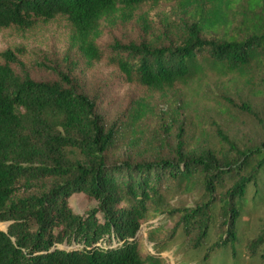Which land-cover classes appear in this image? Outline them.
<instances>
[{"label":"trees","instance_id":"trees-1","mask_svg":"<svg viewBox=\"0 0 264 264\" xmlns=\"http://www.w3.org/2000/svg\"><path fill=\"white\" fill-rule=\"evenodd\" d=\"M162 1L182 8L191 21L176 38L164 40L163 29L150 39L115 41L109 53L97 43L104 28L130 20L151 33L147 14ZM59 17L87 66L106 59L120 81L146 92L107 120L95 97L78 90L68 75H22L13 68L18 47L0 50V222L6 223L0 227V264H169L160 227L147 230L151 250L138 239L141 225L162 214L177 215L186 241L205 249L202 259L234 246L247 189L255 186L257 194L262 187L264 196V122L254 145L238 146L222 135L219 154L177 150L172 158L117 162L105 155L124 136V147L141 145L144 124L160 104L152 97L156 92H175L213 73L264 96V0H0V31L26 33ZM170 22L165 18L164 26ZM33 180L44 181V189L13 199L18 184ZM197 183L202 200L172 206L174 195ZM73 193H82L91 206L73 210ZM247 252H258L264 264V227Z\"/></svg>","mask_w":264,"mask_h":264},{"label":"rangeland","instance_id":"rangeland-1","mask_svg":"<svg viewBox=\"0 0 264 264\" xmlns=\"http://www.w3.org/2000/svg\"><path fill=\"white\" fill-rule=\"evenodd\" d=\"M148 22L151 33L144 32L141 24L134 20L106 27L97 38V43L105 53L111 51L115 42L137 41L142 37L150 39L154 34L165 30L167 37L174 39L185 23L190 19L182 8L162 1L158 7L149 9ZM170 19V26H164V19ZM67 26L63 18L50 22H38L29 32L16 30L0 31V50L18 47V61L13 64L17 73L35 79H56L59 75H68L74 86L97 100L96 110L105 119L117 118L133 96L145 93V89L118 78L117 69L104 59L93 66H87L80 54L67 40ZM152 97L160 104L152 117L144 124V138L137 148L123 146L124 136L105 155L109 162L142 157H174L175 151L183 154H198L209 148L221 153L222 135L238 146L256 144L261 132L259 125L264 122V96H253L251 90L236 79L210 73L196 79L189 85L178 87L175 92L164 94L156 92ZM250 103L251 111L241 108ZM174 109L177 116L162 113L161 108ZM217 152V154H219ZM73 154H77L73 153ZM45 187L44 181L33 180L31 184H18L13 199L32 193H39ZM263 188L255 193V186L247 189V203L237 221L238 241L234 246L220 249L211 258L202 259L205 249L194 247L186 241L181 228L175 225L177 215L170 218L159 215L142 224L138 239L145 250H151L152 243L147 238L150 227H160L158 237L168 243L163 256L169 264H259V253L249 255L247 250L252 239L264 227ZM204 197L200 184L173 196L172 206L191 207ZM215 197L218 194L215 193ZM73 210L82 213L91 206L82 193H73L69 199ZM218 209V204L216 205ZM215 217H218L214 212ZM6 223L0 222L5 228ZM216 228V227H215ZM211 228L215 238L217 229ZM212 235V237H213ZM209 241H212L213 238Z\"/></svg>","mask_w":264,"mask_h":264}]
</instances>
